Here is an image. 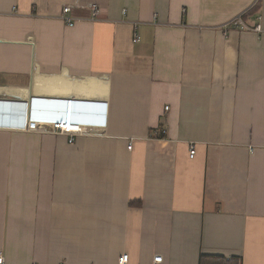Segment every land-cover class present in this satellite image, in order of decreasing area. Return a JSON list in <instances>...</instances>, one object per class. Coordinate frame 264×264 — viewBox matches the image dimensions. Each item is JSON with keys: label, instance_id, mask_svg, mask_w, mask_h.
Listing matches in <instances>:
<instances>
[{"label": "crops", "instance_id": "crops-1", "mask_svg": "<svg viewBox=\"0 0 264 264\" xmlns=\"http://www.w3.org/2000/svg\"><path fill=\"white\" fill-rule=\"evenodd\" d=\"M0 99L4 264H264V0H0Z\"/></svg>", "mask_w": 264, "mask_h": 264}, {"label": "built area", "instance_id": "built-area-1", "mask_svg": "<svg viewBox=\"0 0 264 264\" xmlns=\"http://www.w3.org/2000/svg\"><path fill=\"white\" fill-rule=\"evenodd\" d=\"M71 8L67 7L64 9V15L62 19L71 25L74 19L69 16ZM94 18H97L98 10L93 7ZM126 11H124V15ZM234 25L240 26L242 30L250 32H263L261 26L250 27L245 24L240 17L234 20ZM140 23H133L135 29L133 42L137 43L141 40L140 35ZM11 107V109H7ZM169 108H166L168 110ZM30 104L27 101L19 100H3L0 99V131H10V132H29L34 131L36 125L30 122ZM49 131L55 135H64L68 137L70 144H74L78 136L84 135L88 130L84 127L77 125L76 123L70 121V118L63 120H57L50 123ZM166 129H155L153 131V139L164 140L166 138ZM190 159H194L196 156V146L191 145L189 149ZM163 257L156 256L152 264H162ZM0 264H4V258L0 257ZM119 264H129V256L123 255L120 258Z\"/></svg>", "mask_w": 264, "mask_h": 264}, {"label": "trees", "instance_id": "trees-1", "mask_svg": "<svg viewBox=\"0 0 264 264\" xmlns=\"http://www.w3.org/2000/svg\"><path fill=\"white\" fill-rule=\"evenodd\" d=\"M199 264H240L236 258L228 259L221 256H202Z\"/></svg>", "mask_w": 264, "mask_h": 264}]
</instances>
